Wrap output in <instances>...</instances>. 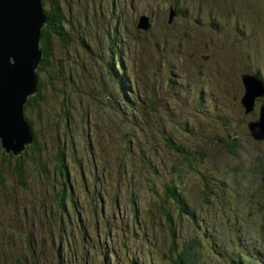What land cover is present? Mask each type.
Wrapping results in <instances>:
<instances>
[{
    "label": "rangeland",
    "instance_id": "1",
    "mask_svg": "<svg viewBox=\"0 0 264 264\" xmlns=\"http://www.w3.org/2000/svg\"><path fill=\"white\" fill-rule=\"evenodd\" d=\"M40 7L62 24L39 29L30 143L0 136V264H175L192 239L196 264L264 250V0ZM167 186L194 217L180 223Z\"/></svg>",
    "mask_w": 264,
    "mask_h": 264
},
{
    "label": "water",
    "instance_id": "2",
    "mask_svg": "<svg viewBox=\"0 0 264 264\" xmlns=\"http://www.w3.org/2000/svg\"><path fill=\"white\" fill-rule=\"evenodd\" d=\"M42 11L40 0H0V136L5 150H13L15 154H20L23 142L31 141L22 107L26 95L36 91L34 68L41 56L37 48L39 29L47 20ZM10 56L14 64L10 63ZM251 80L254 81L251 88L264 94L261 80L254 77ZM255 92L258 91L247 92L246 97L254 99ZM252 109L250 105L247 112ZM260 118L262 123L258 125L262 126V132L252 129L257 138L264 136V108Z\"/></svg>",
    "mask_w": 264,
    "mask_h": 264
},
{
    "label": "trees",
    "instance_id": "3",
    "mask_svg": "<svg viewBox=\"0 0 264 264\" xmlns=\"http://www.w3.org/2000/svg\"><path fill=\"white\" fill-rule=\"evenodd\" d=\"M59 14H60L59 10L52 9V8H49L47 10L48 20L54 21L55 25L50 24V23H49V25L50 26L54 25L53 27H55V31H54L55 34H59L58 32L61 30L60 26L62 24V18H61V15H59ZM57 21H58V23H57ZM47 43H48V40H46V42H45V45H44L45 49L48 47ZM45 51H47V50H45ZM114 64H115V62L111 63L113 68L115 67ZM37 95H40L39 91L37 92ZM168 143L170 144V146H172L173 150H176L177 152H179L181 154L186 152L181 146L174 145L171 140H169ZM229 143L230 142H227L228 146H229ZM234 144L239 145L238 142H236ZM257 160L259 161V162L257 161V163L260 165V168H262V169L257 170V171L259 173H261L260 175H264V160L262 158H258ZM255 166H256V164H255ZM262 178L264 179V176ZM184 192H180L176 188L171 189L170 186H167V192H166L167 194L166 195L168 198L174 200L175 203L177 204L174 211L175 210L177 211V216L179 217L180 223H182L183 219L187 218V216H193L194 217V215H195L194 214V208L192 207L191 203L189 202V200L185 196ZM69 194H70V196H73V194L70 193V190L67 191V189H65V188L60 190L59 198L63 204H64V198H66ZM78 203L76 202V204H78ZM196 220H197V222L201 221L198 218H196ZM63 232L65 233L66 231L64 230ZM170 232H171L173 241H175V237H176L175 229H171ZM62 240L64 243L65 242L67 243L66 240H69V239H67V238L64 239V237H62ZM193 240L194 239L189 240L188 242H184L183 246L179 244L180 253L175 258V261H174L175 264H196L195 254L193 253L194 251H196V249H195V243ZM69 242H71V240H69ZM67 249H71V246H67ZM178 250L179 249H177L175 247H172V250H171V248L169 247V251H171V253L177 252ZM238 255L239 256L237 259H233L234 264H264V250L263 249L258 248L257 250H254V252H252V253H247V252L241 251V252H238ZM157 261L159 263L160 259H157Z\"/></svg>",
    "mask_w": 264,
    "mask_h": 264
},
{
    "label": "bare ground",
    "instance_id": "4",
    "mask_svg": "<svg viewBox=\"0 0 264 264\" xmlns=\"http://www.w3.org/2000/svg\"><path fill=\"white\" fill-rule=\"evenodd\" d=\"M47 19H48V17H47ZM42 36V35H41ZM42 48V47H41ZM43 51V50H42ZM44 52V51H43ZM44 55V54H43ZM40 80V79H39Z\"/></svg>",
    "mask_w": 264,
    "mask_h": 264
}]
</instances>
